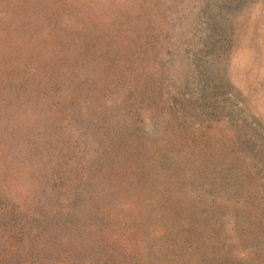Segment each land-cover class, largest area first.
Masks as SVG:
<instances>
[{"label":"rangeland","instance_id":"rangeland-1","mask_svg":"<svg viewBox=\"0 0 264 264\" xmlns=\"http://www.w3.org/2000/svg\"><path fill=\"white\" fill-rule=\"evenodd\" d=\"M0 264H264V0H0Z\"/></svg>","mask_w":264,"mask_h":264}]
</instances>
